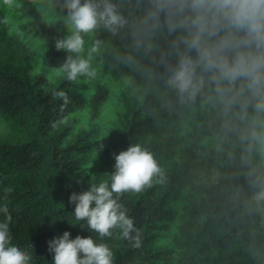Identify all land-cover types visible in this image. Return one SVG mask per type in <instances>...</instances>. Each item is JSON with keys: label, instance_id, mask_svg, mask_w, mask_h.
I'll return each instance as SVG.
<instances>
[{"label": "trees", "instance_id": "16d2710c", "mask_svg": "<svg viewBox=\"0 0 264 264\" xmlns=\"http://www.w3.org/2000/svg\"><path fill=\"white\" fill-rule=\"evenodd\" d=\"M20 1L15 11L30 18L22 27L41 41L44 67L31 72L38 53L7 32L0 12V119L6 125L0 136V208L6 206L11 214V243L31 257L30 264H53L47 242L64 231L70 238L91 236L108 244L114 264H264V216L244 214L229 200V182L212 181L213 169H231L212 150L207 130L198 127L202 118L182 124L176 115L162 110L156 114L157 96L141 103L130 82L139 85L141 78L107 53L95 62L112 77L126 75L128 93L108 134L110 152L105 150L95 173L80 174L93 148V128L73 131L72 115L88 105L89 119L96 117L107 89L96 85L91 90L83 78L44 79L47 69L58 68L66 59L67 53L54 46L63 33L41 19L33 0ZM100 38L122 47L107 33ZM54 91H64L69 98L62 111L64 102L53 97ZM137 143L154 154L167 182L119 198L139 230L141 246L134 248L119 237V230L101 240L86 221H76L69 197L90 184L110 183L114 155ZM160 238L168 243L155 247Z\"/></svg>", "mask_w": 264, "mask_h": 264}, {"label": "clouds", "instance_id": "9594fccd", "mask_svg": "<svg viewBox=\"0 0 264 264\" xmlns=\"http://www.w3.org/2000/svg\"><path fill=\"white\" fill-rule=\"evenodd\" d=\"M3 2L11 6L14 0ZM49 10L66 30L54 45L67 53L59 75L69 82L95 79L94 61L107 53L141 78L139 85L130 81L141 103L157 96L156 114L176 115L182 124L202 118L198 127L231 169H213L212 181L229 182V200L244 214L264 216V0H50ZM52 95L64 102L62 111L66 92ZM114 160L110 183L73 192L69 203L76 221H86L101 240L119 230L121 239L139 248V230L119 198L165 184L167 174L139 143ZM0 212V264H30L31 257L11 243L7 207ZM47 243L53 264H114L108 244L91 236L70 238L64 231Z\"/></svg>", "mask_w": 264, "mask_h": 264}, {"label": "rangeland", "instance_id": "374dc122", "mask_svg": "<svg viewBox=\"0 0 264 264\" xmlns=\"http://www.w3.org/2000/svg\"><path fill=\"white\" fill-rule=\"evenodd\" d=\"M33 3L38 10L41 19L45 23H49L53 26L55 32L63 33L66 35V30L62 22L53 18V13L49 10L50 0H33ZM21 5L20 0H14V3L9 6L5 5L3 0H0V12L3 21L7 25V32L17 37L24 42L31 50L38 53V56L34 58L31 72L37 73L44 67L41 61L40 53L42 52L41 41L35 36H32L22 26L30 18L17 16L15 8ZM94 66L98 68V74L95 79L88 80L90 82V89L95 90L96 85H100L107 89L106 98L100 105L99 113L93 119H89V107L84 106L82 109L76 111L72 116L75 118L73 124V131L87 130L92 126V140L93 148L91 153L87 156V161L80 169V174L87 173L93 174L97 171L98 165L103 159L105 150L109 151V138L108 134L110 129L115 125V119L119 111L121 110V98L123 94L128 93L129 79L126 75H120L118 77H112V74L103 72L98 64L94 61ZM59 75L57 68H49L45 71L44 79H50ZM6 132V125L0 119V136ZM103 145V149L99 150L100 145ZM168 243V239L160 238L155 239V247H163ZM161 264H164L162 261Z\"/></svg>", "mask_w": 264, "mask_h": 264}]
</instances>
